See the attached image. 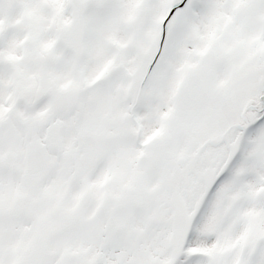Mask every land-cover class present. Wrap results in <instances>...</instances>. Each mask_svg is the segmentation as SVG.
<instances>
[{
  "label": "snow or ice",
  "instance_id": "obj_1",
  "mask_svg": "<svg viewBox=\"0 0 264 264\" xmlns=\"http://www.w3.org/2000/svg\"><path fill=\"white\" fill-rule=\"evenodd\" d=\"M0 264H264V0H0Z\"/></svg>",
  "mask_w": 264,
  "mask_h": 264
}]
</instances>
